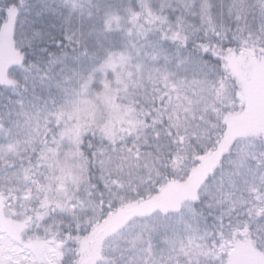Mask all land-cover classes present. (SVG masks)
Masks as SVG:
<instances>
[{
  "label": "snow or ice",
  "instance_id": "snow-or-ice-1",
  "mask_svg": "<svg viewBox=\"0 0 264 264\" xmlns=\"http://www.w3.org/2000/svg\"><path fill=\"white\" fill-rule=\"evenodd\" d=\"M0 264H264V0H0Z\"/></svg>",
  "mask_w": 264,
  "mask_h": 264
}]
</instances>
